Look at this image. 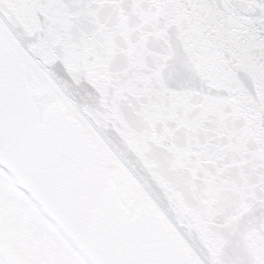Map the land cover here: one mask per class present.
<instances>
[{"label":"snow or ice","instance_id":"snow-or-ice-1","mask_svg":"<svg viewBox=\"0 0 264 264\" xmlns=\"http://www.w3.org/2000/svg\"><path fill=\"white\" fill-rule=\"evenodd\" d=\"M0 264H264V0H0Z\"/></svg>","mask_w":264,"mask_h":264}]
</instances>
